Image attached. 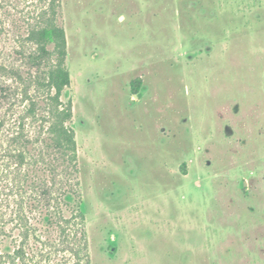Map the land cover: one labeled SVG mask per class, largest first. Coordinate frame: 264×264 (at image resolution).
Segmentation results:
<instances>
[{
	"label": "rangeland",
	"instance_id": "374dc122",
	"mask_svg": "<svg viewBox=\"0 0 264 264\" xmlns=\"http://www.w3.org/2000/svg\"><path fill=\"white\" fill-rule=\"evenodd\" d=\"M49 1L0 0V60ZM54 3L90 263L264 264V0Z\"/></svg>",
	"mask_w": 264,
	"mask_h": 264
},
{
	"label": "trees",
	"instance_id": "16d2710c",
	"mask_svg": "<svg viewBox=\"0 0 264 264\" xmlns=\"http://www.w3.org/2000/svg\"><path fill=\"white\" fill-rule=\"evenodd\" d=\"M54 2L16 32L13 60H0V264H91L73 107L64 98L67 39ZM16 231L22 242L12 255L2 243ZM63 251L73 263L58 258Z\"/></svg>",
	"mask_w": 264,
	"mask_h": 264
}]
</instances>
